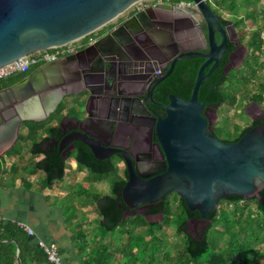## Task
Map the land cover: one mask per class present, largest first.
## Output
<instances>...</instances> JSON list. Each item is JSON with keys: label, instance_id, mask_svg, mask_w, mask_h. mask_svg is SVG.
Wrapping results in <instances>:
<instances>
[{"label": "water", "instance_id": "1", "mask_svg": "<svg viewBox=\"0 0 264 264\" xmlns=\"http://www.w3.org/2000/svg\"><path fill=\"white\" fill-rule=\"evenodd\" d=\"M139 1L0 0V68L21 57L82 39L105 27ZM191 2L194 7L187 18L192 25L199 26L204 47L180 50L181 53L168 58L161 69V63L152 58L149 62L153 64L152 69L142 68L138 71L142 75L140 84H148L144 97L118 90L121 84L136 82V76H133L136 70L127 69V60L118 57L117 53L102 55L111 58L117 56L119 59L114 62L116 65L112 63L109 70L95 64V59L77 65L76 56L71 55L61 61L45 63L21 81L0 90V132L6 137L0 144L6 145L3 150L0 149V154L14 144L22 123L44 121L55 111L64 96L87 94L86 98L81 97L74 105L75 115L71 119L78 124L92 123L101 117L100 111L103 114L107 112L108 104L99 109L98 101L110 99L108 94L105 97L102 93L103 89L110 87L115 89L114 97H132L138 107L152 115L146 105L152 100L153 88L172 72L177 62L201 58L204 62L197 72L190 98L183 100L169 95L168 103L161 105L163 116L154 115L152 118L148 134L162 158L159 163L161 168L141 173L123 151L115 148L114 153L121 154L127 165V180L120 191L127 211L123 212L120 221L132 217L137 207L162 205L170 193L181 198L189 211L198 213L199 218L188 219V226L203 220L208 225L211 221L206 219L207 216L217 211L219 202L228 197H258L259 191L264 188V111L259 108L261 116L253 119L261 123L247 129L236 141L226 143L213 135L202 111L203 103L198 100L199 88L218 66L227 48L229 34L237 36L236 29L232 23L221 26L220 16L206 0ZM150 9L169 14L180 10L169 4H157ZM145 12L133 15L116 30L103 35L97 44L114 38L119 45H123L116 33L123 31ZM200 23L205 28L204 33ZM215 32L220 35L219 42ZM88 49H81L79 54ZM122 64L125 68H120ZM159 70L161 73H155ZM127 107L125 112L135 113ZM106 123L109 131H113V122ZM77 131L83 136L78 140L89 148L96 159L105 158L96 154L97 140L93 134ZM66 136L61 138L58 147L63 161L67 160L64 155L67 150L64 149L65 145L62 146ZM141 214L144 215V212ZM17 260L20 263L18 253Z\"/></svg>", "mask_w": 264, "mask_h": 264}, {"label": "trees", "instance_id": "2", "mask_svg": "<svg viewBox=\"0 0 264 264\" xmlns=\"http://www.w3.org/2000/svg\"><path fill=\"white\" fill-rule=\"evenodd\" d=\"M209 6L220 16L226 12L229 18L223 19L222 22L232 23L237 30L241 28L240 32L243 38L248 36V46L253 49V56L250 58L248 67H252V64L254 66L250 68V77L244 83L260 79L257 90L260 95L259 100L263 99L264 76L258 75L257 69L261 56L264 57V46L260 38L261 33L264 32V0H211ZM200 64L201 60L178 62L176 67L179 68V71L191 69L190 76L185 79L182 86L179 85L180 80L177 77L168 81L163 85L162 90L156 93L155 98L166 100V93L171 92L183 99H188L193 87V78ZM260 68L263 69L264 64ZM34 70L1 80L0 90L16 84ZM180 87L185 91L184 94L180 93ZM203 96H207L205 89L202 96H198V98L203 99ZM221 97V93H214L208 97V102L219 101ZM222 99L224 100V95ZM24 125L28 127L27 134L18 136L17 142L6 152L0 154V185L5 174L4 156L14 155L17 158L10 169L12 175H24L22 177L25 182V173L27 177H31L40 172L43 175L39 180L40 190L50 188L62 180L67 169L66 161H63L58 153L50 155L42 149V143L48 140L57 128L54 125H49V121H32L26 122ZM40 133L45 136L39 140ZM24 154H30L32 157L26 161ZM74 159L79 169L86 170V176L83 179L87 185L100 184L106 177L113 174L110 179V194L95 193L87 199L85 192L72 189L69 198H82L93 205V211L98 216L97 227L102 238L113 234L116 230L121 238H125V242L120 240L122 243L118 248L124 251L127 249L130 259L123 264H257L260 258H264V247L262 246L264 243V188L259 191L258 197L244 199L240 196H232L223 200L225 205L209 215L211 225L203 231L201 236L193 237L186 232V227L188 219L197 216V213L189 211L183 200L175 193L167 195L164 198L163 206L151 212L163 214L161 223L147 222L142 216H134L131 219L120 221L124 209L120 191L126 182L125 171L119 172L116 160L97 161L93 159L85 147H80L78 155ZM170 200L175 203L174 209L170 208ZM170 224L175 225L174 231L171 233L175 240L169 242V248L166 249L161 244L163 239L159 238L157 234H161L164 228ZM217 226L222 229H216ZM168 228L170 229V227ZM134 239L137 240L136 244L133 242ZM12 240L19 245L20 263L17 262L16 245ZM99 247L100 251L96 252L104 262L112 259L117 260L120 264L125 258L122 256L118 259L116 255L109 256V254L102 256V253H107V248L104 244ZM134 249L136 252H140L143 257H137L133 252ZM161 251L163 255L159 258ZM0 264L54 263L48 260L42 247H31L28 244V237L23 228L16 223L0 221Z\"/></svg>", "mask_w": 264, "mask_h": 264}, {"label": "flooded vegetation", "instance_id": "3", "mask_svg": "<svg viewBox=\"0 0 264 264\" xmlns=\"http://www.w3.org/2000/svg\"><path fill=\"white\" fill-rule=\"evenodd\" d=\"M150 8L151 7L147 8L146 12L136 21L130 22L127 27L123 29V31L121 30V32L119 31L116 33L118 40H120L123 45H119L117 43V40L114 38L112 40H105L99 44H97V41L103 35L116 30L122 23L140 12L134 13L130 11V14L126 18L117 21V23L115 24H110L109 26L106 25L102 28V30L100 29L101 31H99L98 33L97 41L93 44L88 45L86 48L89 49L86 52L79 54V52L81 51L79 50L72 54L77 58V65H83L88 60L95 59L97 61L95 64H98V66L100 67L105 66L109 70L113 66L112 63H116V61H118L119 59L117 58V56H113L111 58L109 56L104 57L102 55L117 53L118 57H123L127 60V69L136 70V73H133V76H136V82L134 84H121L118 90L125 93H137L140 96L144 97V90L148 89V84H146L145 86H142V84H140L142 75L138 71L142 68L152 69L153 64H149L152 58L158 60L161 63V66H159V69H161V67H163V65L165 64V61H167L168 58H173L176 55H179L181 53L180 50H195L197 48L204 47V43L201 40L202 35L201 31L199 30V26L192 25V23L187 18L188 15L191 14V9L180 8V10L176 13L169 14L160 13L155 10H151ZM195 18L199 20V17H197L196 15ZM228 18V15L226 17H224L223 15L220 16L221 26L226 27L228 24H230L228 22H222L223 19ZM200 27L202 32L204 33V26L201 24ZM236 34V37L232 36V34H229L227 48L223 56L221 57L218 66L213 70V72L201 85L198 91V96H202L203 90H206L207 96H203V99L198 98V100L203 103L202 111L207 118V124L209 128L213 131V135L215 137L226 143L236 141L247 129L261 123L262 121L255 122L253 121V119L259 118L261 116L259 113V108L264 111V95L263 99L259 100L260 95L257 90L259 83L255 80H252L247 84L244 83V81L250 77V68L254 66V64H252V67H248L250 58L253 56V49L248 46V42L241 36L240 30L236 29ZM215 38L217 42H219L220 35L218 32H215ZM69 56L71 55L59 58L56 61H61L62 59H65ZM196 60H201V64L204 62V60L201 58H191L183 61L190 62ZM176 64L174 65L172 72L161 83L153 88L152 100L149 101L146 105L147 110L149 112H152V115H149L146 111L138 107V103L132 97L129 99H125L122 96L114 97L113 95H115V89L110 87L102 90L103 96L108 94L110 96V99H101L100 101H98L99 109H101L104 104H108L109 107L107 109V112L103 114V112L100 111L99 116L101 117L95 119V121H93L92 123L78 124L73 119H71V117L75 115V112L71 114L68 111H64L62 102L67 98H72L73 100L70 102V109H73L78 100H80L81 97L86 98L87 94L83 93L79 96H64L55 111L50 114L47 119L44 120L52 122V125L56 126L57 130L53 135L50 136L48 140L42 143L43 151L48 152V154L50 155H56V153L60 155V152L58 150L60 140L62 137L67 135L62 142V146L65 145L64 149L67 150L64 154L67 157V160L71 157L75 158V156L78 155L80 147H85L89 151L91 157H93V159L97 161L116 160L117 168L120 169L121 173L125 171L127 180V165L125 158L119 153H114L116 148V150L123 151L127 158L131 161L132 165L141 173L146 174L156 169H160L161 165L159 163L162 161V158L155 148L154 144L150 142L151 140L148 132L151 127V123L153 121L152 118L154 117V115L162 117L164 114V109L161 105L168 103L169 95H174L171 92H167L166 100H158L155 98L156 93L159 90H162L164 84H166L168 81H172L173 79H175V77L180 80L179 85L182 86L184 85L185 79L190 76L191 69H188V71H179V68L176 67ZM260 64H264V61L259 62V68L257 69L258 75L264 76V68H260ZM120 68H125V66L122 64ZM208 69L209 67L206 68V72L208 71ZM198 70L199 68L197 69L195 77L193 78V85ZM233 71L236 72V85L234 94H229L227 93L226 84H228L229 82V86L231 88L232 83L230 77ZM159 72L161 73L160 70L155 73ZM242 91L244 92L242 93ZM180 93H185L182 87H180ZM214 93H221L222 97L224 95V100L221 97L219 101L208 102V97H211ZM239 103H241L243 108L239 106ZM127 106L130 107V110L135 111V113L133 114L125 112V107ZM223 107L228 108V113H230V110H233V112L241 114L243 117L242 119H244L239 122L241 128L240 131L234 136V138H231L230 136L220 135L217 132V130L219 129V119L225 121L224 119L227 117L222 113L220 114V111ZM107 121H111L113 122L112 124H114V130L111 132L106 126ZM77 130H83L85 132L93 134V136L97 140L96 154L105 158L100 160L96 159L92 155L89 148L84 143L78 140V138H82L83 136L78 133ZM243 130L244 132L242 133ZM153 141L155 140L153 139ZM162 206L163 204L157 207H137L135 208V213L133 212V216L130 218H133L134 216H142L146 219L147 222L161 223L163 220V214L151 212L152 210ZM126 211L127 208L124 205L123 212ZM143 212L144 215L141 214ZM158 216H161L162 220L160 222H155L154 218ZM197 218H199L198 213L197 216L190 217L189 219L191 220ZM206 219L211 221L209 215ZM204 222L205 220L197 223L196 225H192V230H190L191 232L188 231L187 225L186 232L193 237L201 236L203 231H205L206 228L211 225V222L208 225H205Z\"/></svg>", "mask_w": 264, "mask_h": 264}, {"label": "crops", "instance_id": "4", "mask_svg": "<svg viewBox=\"0 0 264 264\" xmlns=\"http://www.w3.org/2000/svg\"><path fill=\"white\" fill-rule=\"evenodd\" d=\"M24 123L20 125L14 143L17 142L18 136L27 134L28 127ZM52 124L49 122V125ZM44 136L43 133H40L38 139L40 140ZM5 138L0 132V144L5 141ZM5 146L1 145L0 149L3 150ZM31 157L30 154H24L26 161ZM16 158L14 155L4 156L5 174L0 185V221L16 223L23 228L31 247L54 245L58 252L59 264H118L117 260L107 258L109 261L104 262L101 259L96 252L101 249L100 242L107 248V253H102V256L107 254L109 256L116 255L117 258L129 256L127 249L124 251L116 247L117 238H113L112 234L103 238L101 234H97L93 241L89 240L87 229L92 223L97 224L98 216L93 211V207L92 211L95 216L89 217L90 215L87 214L89 205H92L87 202L88 200L69 198L71 191L80 183L78 176H86L85 169H79L73 162L72 168L65 170L62 179L68 177L67 184L70 190L61 188L59 183L40 190L39 180L43 176L42 173L38 172L37 175L31 177H27L25 173L26 183L23 182L22 176L24 175L14 176L11 174L10 169L15 164ZM75 173L78 175L74 179ZM86 198L89 199L87 195ZM118 238L120 237L118 236ZM120 240L125 242V238ZM12 242L16 245V253H19L18 243L14 240Z\"/></svg>", "mask_w": 264, "mask_h": 264}, {"label": "rangeland", "instance_id": "5", "mask_svg": "<svg viewBox=\"0 0 264 264\" xmlns=\"http://www.w3.org/2000/svg\"><path fill=\"white\" fill-rule=\"evenodd\" d=\"M130 14V10H127L125 13H123L122 15H120L117 19L113 20L112 22H110L108 24V26L110 24H115L117 23V21L123 19V18H126L128 15ZM223 16L226 17L227 16V13L224 12L223 13ZM248 25V24H247ZM249 27V26H248ZM247 27V29H248ZM242 29L240 28V31ZM244 31V30H243ZM244 39L247 41L248 40V36L244 37ZM261 61H264V57L261 56L260 58V62ZM235 76H236V72L233 71L231 73V83H232V86L230 88V83L228 82V84H226V88H227V93L229 94H234V90H235ZM260 79L257 80V82H259ZM73 99L72 98H67L65 99L63 102H62V106L64 107V111H68L69 113H73L75 112V109L76 107L74 106L73 109H70L71 105H70V102L72 101ZM240 107L243 108V106L241 105V103H239ZM226 107H223L220 111V114L222 113L223 115H226L227 117L224 119L225 121H222V119H219V122H218V134L220 135H223V136H230L231 138H234V136L240 131V128H241V125L239 124V122H241L243 117L241 114H238V113H235L233 112V110H230V113L227 112L228 108ZM236 109V108H235ZM224 125V126H223ZM75 162V159L74 157H71L70 159L66 160V167L68 170H70L72 168V163ZM119 172H120V169H119ZM74 173V172H73ZM76 174V173H75ZM78 174H76L74 177V179L77 177ZM113 176V174H110L109 177H106L105 180L99 185H95V186H92V185H87V183H84V177L83 176H78V179H79V182L76 187L74 188V190L78 191V190H82L83 192H85V194L88 196V198H90L93 194L95 193H101V194H110V179L111 177ZM68 177L62 179L61 181H59L58 183L60 184V187L61 188H66L68 189ZM72 188V187H71ZM70 190V188H69ZM171 204H170V208L171 209H174L175 207V203H172V200H170ZM225 202L222 200V202L219 203V207L220 208L222 205H225L224 204ZM92 205H89V212H87V214H89L90 216L89 217H94L95 214L93 213L92 211ZM254 208V207H253ZM131 219V218H130ZM128 220V219H127ZM150 220V219H149ZM162 220V217L161 216H158L156 218H154V221L155 222H160ZM151 221V220H150ZM170 227V229L168 228ZM168 227H165L164 230L160 233H158L157 235L159 236V238L163 239V241L161 242V244L167 249L169 248L168 244L169 242H172L174 241V236L171 234L175 228V225L174 224H170V226ZM121 228V227H120ZM200 228V227H199ZM204 228V227H203ZM201 228V229H203ZM216 229H219L221 230L222 228L220 226H217ZM190 230H192V224H190L188 226V231L191 232ZM88 231V235H89V240L90 241H93V239L96 237L97 234H100V231L97 227V224L96 223H92V225L87 229ZM137 232V231H136ZM163 233V234H162ZM113 238H117L116 242H115V245L116 247L120 246V244L122 243L121 241H119V239H121L120 237V234L118 232V230H116L113 234H112ZM118 236L120 238H118ZM160 240V239H159ZM134 244H136L137 240L134 239L133 240ZM99 245H102V242H100ZM134 246V245H133ZM262 246L264 247V243H262ZM164 248V249H165ZM134 252L136 253V256L137 257H143L141 255L140 252H136V250L134 249ZM161 254L159 255V258L162 257V251L160 252ZM130 259V257L128 256H125V258L122 259V262H126V260ZM257 264H264V258H260L258 263Z\"/></svg>", "mask_w": 264, "mask_h": 264}, {"label": "built area", "instance_id": "6", "mask_svg": "<svg viewBox=\"0 0 264 264\" xmlns=\"http://www.w3.org/2000/svg\"><path fill=\"white\" fill-rule=\"evenodd\" d=\"M206 1L209 3L211 0ZM157 4H169L181 9H191L194 7L191 0H178L176 2H173L172 0H141L135 3L129 10L134 13L141 12ZM98 33L99 30L75 42L21 57L16 61L0 68V81L14 75L26 74L45 63L56 61L59 58L65 57L67 55H72L75 52L87 47L88 45L95 43L98 39ZM260 38L264 46V32L261 33ZM42 248L44 249L50 262L59 264L58 252L54 245H43Z\"/></svg>", "mask_w": 264, "mask_h": 264}, {"label": "bare ground", "instance_id": "7", "mask_svg": "<svg viewBox=\"0 0 264 264\" xmlns=\"http://www.w3.org/2000/svg\"><path fill=\"white\" fill-rule=\"evenodd\" d=\"M251 14V13H250ZM252 16V15H251Z\"/></svg>", "mask_w": 264, "mask_h": 264}]
</instances>
